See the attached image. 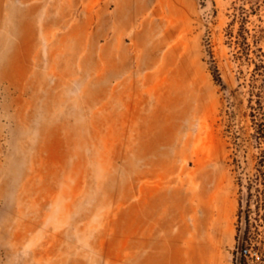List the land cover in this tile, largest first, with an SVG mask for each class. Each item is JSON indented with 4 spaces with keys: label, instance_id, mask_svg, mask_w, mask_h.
I'll list each match as a JSON object with an SVG mask.
<instances>
[{
    "label": "rangeland",
    "instance_id": "rangeland-1",
    "mask_svg": "<svg viewBox=\"0 0 264 264\" xmlns=\"http://www.w3.org/2000/svg\"><path fill=\"white\" fill-rule=\"evenodd\" d=\"M264 0H0V264H264Z\"/></svg>",
    "mask_w": 264,
    "mask_h": 264
},
{
    "label": "water",
    "instance_id": "water-1",
    "mask_svg": "<svg viewBox=\"0 0 264 264\" xmlns=\"http://www.w3.org/2000/svg\"><path fill=\"white\" fill-rule=\"evenodd\" d=\"M245 230H246V214L245 211H242L241 228L237 240L235 264H242Z\"/></svg>",
    "mask_w": 264,
    "mask_h": 264
},
{
    "label": "trees",
    "instance_id": "trees-1",
    "mask_svg": "<svg viewBox=\"0 0 264 264\" xmlns=\"http://www.w3.org/2000/svg\"><path fill=\"white\" fill-rule=\"evenodd\" d=\"M254 71L262 78L261 80L264 83V66L262 64H256Z\"/></svg>",
    "mask_w": 264,
    "mask_h": 264
},
{
    "label": "built area",
    "instance_id": "built-area-1",
    "mask_svg": "<svg viewBox=\"0 0 264 264\" xmlns=\"http://www.w3.org/2000/svg\"><path fill=\"white\" fill-rule=\"evenodd\" d=\"M243 253L245 254V253H247V251L244 250ZM254 258H255V259H252V260L249 262V264H256V263H255V260H258V256H255Z\"/></svg>",
    "mask_w": 264,
    "mask_h": 264
}]
</instances>
